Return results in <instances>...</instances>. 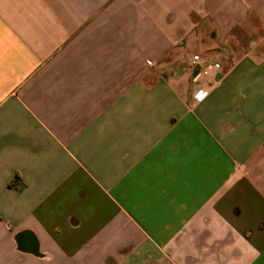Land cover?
<instances>
[{
  "label": "crops",
  "instance_id": "obj_1",
  "mask_svg": "<svg viewBox=\"0 0 264 264\" xmlns=\"http://www.w3.org/2000/svg\"><path fill=\"white\" fill-rule=\"evenodd\" d=\"M0 264H264V0H0Z\"/></svg>",
  "mask_w": 264,
  "mask_h": 264
},
{
  "label": "built area",
  "instance_id": "obj_2",
  "mask_svg": "<svg viewBox=\"0 0 264 264\" xmlns=\"http://www.w3.org/2000/svg\"><path fill=\"white\" fill-rule=\"evenodd\" d=\"M201 60V56L200 55H194L193 58H192V62H191V65H190V68H193L195 67V65H197ZM204 74V76L206 75L207 76V71H203L202 72ZM208 94V91L207 90H204V89H200L196 92L195 94V98L196 100L198 101H202Z\"/></svg>",
  "mask_w": 264,
  "mask_h": 264
}]
</instances>
